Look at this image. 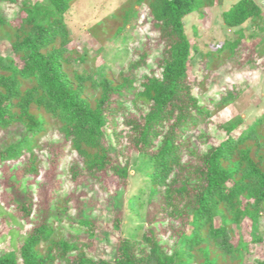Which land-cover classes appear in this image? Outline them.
Here are the masks:
<instances>
[{
    "label": "trees",
    "instance_id": "1",
    "mask_svg": "<svg viewBox=\"0 0 264 264\" xmlns=\"http://www.w3.org/2000/svg\"><path fill=\"white\" fill-rule=\"evenodd\" d=\"M75 1L0 0V38L12 53L0 54V189L11 203L0 199V216L25 229L0 264H247L264 242V115L241 130L240 116L214 124L236 94L228 75L210 78L215 58L240 56L241 40L221 44L191 83L184 21L212 2L128 0L99 27L131 26L130 56L117 74L96 72L68 48L65 16ZM262 14L255 0H238L222 19L236 29L258 26ZM253 49L245 71L262 73L264 44ZM212 125L224 133L217 145ZM132 153L147 161L149 213L141 234L118 236L109 261L90 250L98 222L81 213L106 200L105 177L124 189ZM120 226L119 218L108 225Z\"/></svg>",
    "mask_w": 264,
    "mask_h": 264
},
{
    "label": "rangeland",
    "instance_id": "2",
    "mask_svg": "<svg viewBox=\"0 0 264 264\" xmlns=\"http://www.w3.org/2000/svg\"><path fill=\"white\" fill-rule=\"evenodd\" d=\"M21 1V0H17ZM33 3L44 0H30ZM128 0H77L65 16L68 27L70 42L69 50L88 56L87 65L96 72L110 69L115 74L119 73L130 56V43L133 42L131 26L118 30L112 25L109 31H103L99 26L103 25L106 19L111 18ZM203 13H194L185 19V31L192 46L191 60L188 64V79L191 83L197 79L200 68H206V62L212 65L213 52H216L224 42H236L241 40V54L237 59L215 58L216 70L212 71V80H229V88L236 94V100L230 106L220 111L212 122L214 124L226 123L236 116L243 119L240 130L252 125L259 117L264 115V71L248 73L252 67L248 57L256 56L253 49L255 44H264V0H255L262 8V18L255 26L248 21L240 28H227L222 19L225 11L229 10L238 0H210ZM209 1V2H210ZM14 7L9 6L7 13H11ZM0 54L4 57L12 56L9 42L0 38ZM218 61V62H217ZM244 63V65H242ZM215 69V68H214ZM246 73H242V72ZM210 72V71H208ZM231 77V78H230ZM233 78V79H232ZM228 81V80H227ZM218 82V81H217ZM240 131H236L238 135ZM110 135V134H109ZM224 138V133L212 125L209 132V141L213 145L219 144ZM147 161L137 154L132 153V169L126 186L119 188V181L114 176L105 177L104 185L108 190L105 201L97 202L93 211L85 209L81 214L97 221L96 234L91 241V251L98 257L106 260H113L118 236H134L141 234L146 225V216L149 213L147 208L148 185L146 181ZM50 175L41 172L38 180L48 181ZM53 186L48 185L44 194V201L47 200ZM0 189V199L6 204L7 194ZM121 221L120 231L108 227L115 223V219ZM219 225V219L215 220ZM243 230L251 232V224L244 221ZM111 231L106 237L105 230ZM142 230V231H140ZM162 232L165 230L162 228ZM237 238L242 231L236 228ZM258 233L264 236V217L260 220ZM25 229L9 219L7 216H0V255L5 252L17 250L22 244V237ZM82 241H88L87 235H81ZM264 260V242L254 248L252 258ZM252 258H248L247 264H253Z\"/></svg>",
    "mask_w": 264,
    "mask_h": 264
}]
</instances>
